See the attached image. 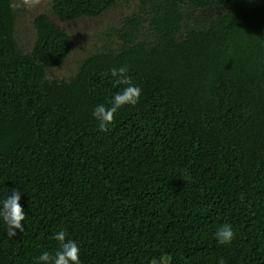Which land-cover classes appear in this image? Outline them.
Returning a JSON list of instances; mask_svg holds the SVG:
<instances>
[{
  "label": "trees",
  "instance_id": "16d2710c",
  "mask_svg": "<svg viewBox=\"0 0 264 264\" xmlns=\"http://www.w3.org/2000/svg\"><path fill=\"white\" fill-rule=\"evenodd\" d=\"M19 2L0 0V200L21 192L26 228L0 220V264L54 254L60 230L82 264H264V0H50L29 46ZM107 17L50 77L75 44L56 22ZM120 67L141 99L102 132Z\"/></svg>",
  "mask_w": 264,
  "mask_h": 264
},
{
  "label": "clouds",
  "instance_id": "9594fccd",
  "mask_svg": "<svg viewBox=\"0 0 264 264\" xmlns=\"http://www.w3.org/2000/svg\"><path fill=\"white\" fill-rule=\"evenodd\" d=\"M127 73V67L111 70L110 75L117 78L116 84L125 87L112 97L110 106L99 104L92 113L102 132L108 130V126L114 122V117L120 109L135 106L140 102L142 89L132 82ZM20 200L21 192L16 189L0 200V220L6 225V235L10 239L25 232L26 224L23 222L26 221V215ZM235 237L236 233L230 224L221 225L215 232V240L220 246L232 245ZM52 238L59 244L54 254L43 251L35 258L33 264H82L80 245L75 240L67 238L65 231L60 230L54 233ZM217 264H225L224 259L218 258Z\"/></svg>",
  "mask_w": 264,
  "mask_h": 264
},
{
  "label": "rangeland",
  "instance_id": "374dc122",
  "mask_svg": "<svg viewBox=\"0 0 264 264\" xmlns=\"http://www.w3.org/2000/svg\"><path fill=\"white\" fill-rule=\"evenodd\" d=\"M50 0H20L21 3L20 8H25L26 12L23 14V17L20 21V29L18 30V39L21 44H25L26 46L32 45L31 40L34 36V27L33 20L38 14L46 11L49 7ZM119 10L115 16L118 19ZM110 17H107L103 20H81L75 23H64L61 21H57L58 26L70 34L72 38L75 40L73 53H72V65L69 64L66 68H60L56 70H52L48 73L50 77L54 78H63L75 67V63L84 58L86 55V51L91 48V43L96 42L94 38L96 33H100L108 24ZM72 68V69H71Z\"/></svg>",
  "mask_w": 264,
  "mask_h": 264
}]
</instances>
